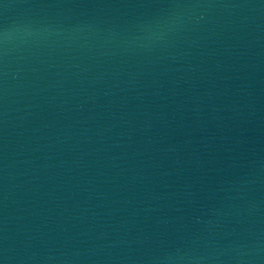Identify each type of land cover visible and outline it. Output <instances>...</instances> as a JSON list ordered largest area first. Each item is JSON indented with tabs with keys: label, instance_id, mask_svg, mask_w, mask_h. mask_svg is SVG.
Returning <instances> with one entry per match:
<instances>
[{
	"label": "water",
	"instance_id": "95a60500",
	"mask_svg": "<svg viewBox=\"0 0 264 264\" xmlns=\"http://www.w3.org/2000/svg\"><path fill=\"white\" fill-rule=\"evenodd\" d=\"M0 264H264V0H0Z\"/></svg>",
	"mask_w": 264,
	"mask_h": 264
}]
</instances>
